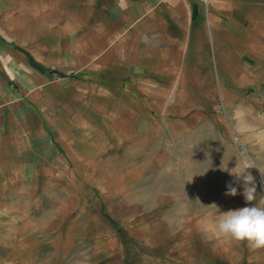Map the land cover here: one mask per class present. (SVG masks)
<instances>
[{
    "label": "crops",
    "instance_id": "0c3cea01",
    "mask_svg": "<svg viewBox=\"0 0 264 264\" xmlns=\"http://www.w3.org/2000/svg\"><path fill=\"white\" fill-rule=\"evenodd\" d=\"M219 102L264 108V0H0V264H264L114 211L80 144L186 132Z\"/></svg>",
    "mask_w": 264,
    "mask_h": 264
},
{
    "label": "rangeland",
    "instance_id": "374dc122",
    "mask_svg": "<svg viewBox=\"0 0 264 264\" xmlns=\"http://www.w3.org/2000/svg\"><path fill=\"white\" fill-rule=\"evenodd\" d=\"M238 105L239 110L226 109L219 102L186 132L160 127L154 141L121 142L115 132L104 135L99 127L94 135L85 134L90 140L80 144L99 157L97 169L104 171L96 180L104 184L114 211L133 216L142 228L169 233L177 246L181 232L182 240L202 242L209 251L229 240L216 234L221 213L251 207L264 196V108ZM246 161L254 166L247 168ZM245 174L256 184L251 204L243 196ZM229 185L237 188L236 196L225 195Z\"/></svg>",
    "mask_w": 264,
    "mask_h": 264
},
{
    "label": "clouds",
    "instance_id": "9594fccd",
    "mask_svg": "<svg viewBox=\"0 0 264 264\" xmlns=\"http://www.w3.org/2000/svg\"><path fill=\"white\" fill-rule=\"evenodd\" d=\"M246 166L250 168L254 165L246 161ZM261 175L264 177V173ZM243 186L245 200L250 204L256 201L257 189L252 175H243ZM225 195L236 196L237 188L229 185ZM215 230L220 237L237 242H247L250 249H264V196L251 207H242L221 213L215 222Z\"/></svg>",
    "mask_w": 264,
    "mask_h": 264
}]
</instances>
